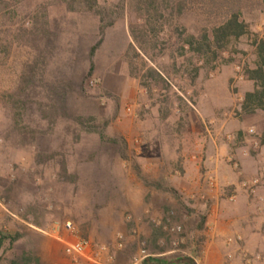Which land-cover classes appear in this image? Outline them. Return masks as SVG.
Segmentation results:
<instances>
[{"label": "rangeland", "instance_id": "1", "mask_svg": "<svg viewBox=\"0 0 264 264\" xmlns=\"http://www.w3.org/2000/svg\"><path fill=\"white\" fill-rule=\"evenodd\" d=\"M97 2L116 18L103 34L96 13L70 11L64 0L0 3V235L7 238L0 264H29L27 225L42 242L57 228L67 240L106 246L103 264L156 257L232 264L233 234L214 235L210 199L196 192L211 169L229 191L227 171L241 165L233 169L228 156L255 157L254 175L264 165V108H244L254 88L246 75L257 60L254 40L264 39V0H156L148 11L138 0ZM233 13L247 33L188 49L189 34L211 37ZM131 24L144 25L147 42L126 58ZM251 126L258 149L245 135ZM95 128L117 142L100 140Z\"/></svg>", "mask_w": 264, "mask_h": 264}, {"label": "crops", "instance_id": "2", "mask_svg": "<svg viewBox=\"0 0 264 264\" xmlns=\"http://www.w3.org/2000/svg\"><path fill=\"white\" fill-rule=\"evenodd\" d=\"M211 160L216 164L215 166H217V158L210 159L207 166L210 168ZM238 161L241 165L240 171H227L224 169L228 173V180H226V183L232 185L229 191L220 188L221 185H224V182L220 180L219 183H216L213 176H216L215 174L217 171L216 169H211V171L208 172V176L204 177L196 194L210 199V206L212 208L208 223L211 226L210 228L214 231V235L239 234L243 238V246L250 252H254L262 250L264 245V204L260 205L256 201L248 198L241 185L242 176H252L256 172L255 157H248V155L238 153ZM186 176L190 178L188 174H186ZM195 179L193 178L194 181ZM211 180H215V183L213 184ZM231 191H235L237 195L234 202H230L227 199V194ZM27 226L30 227L28 228V237L32 244L30 252H26L25 254L29 264H32V262H37V264H73L65 253V246L62 245L64 243L56 238H54V240H44V242H42V240H37L31 233L33 226ZM212 240L213 237H211V242H213ZM233 248V254L235 255L237 246L235 245ZM105 264L122 263L117 261L110 263L107 261ZM232 264H242V261L234 259ZM256 264H264V262H257Z\"/></svg>", "mask_w": 264, "mask_h": 264}, {"label": "trees", "instance_id": "3", "mask_svg": "<svg viewBox=\"0 0 264 264\" xmlns=\"http://www.w3.org/2000/svg\"><path fill=\"white\" fill-rule=\"evenodd\" d=\"M67 4V7L71 11H92L96 13L99 17V31L101 34L104 33V30L107 27H110L114 24L116 18L115 17H109V15L106 14L105 8L100 6L97 2V0H64ZM156 0H138V3L140 4V9L142 11H148L150 6H152V3H154ZM163 2L167 3V5L170 4V0H162ZM2 0H0V3ZM152 18L148 17L144 19V21H147L148 23V29L153 30L152 26ZM155 20V19H153ZM162 25V24H161ZM139 27V26H138ZM165 27V26H163ZM212 36L209 37L206 32H204L200 37L196 36L194 34H189L186 38V45H188V49L193 52H201L203 49L204 43L207 44H216L217 46L221 47L223 42L227 41L229 38L234 37H240L241 35L247 33V26L243 21L239 20V17L237 14L233 13L229 15L228 18H226L225 21L220 23L217 26H214L212 28ZM43 32L37 33L36 35H42ZM129 34L132 38V43H130L128 51L125 53V57L127 58L129 54V49L135 51V48L141 49L143 46L141 44L146 43L148 34V30L144 29V25H140V29H138L135 25L129 26ZM102 42V39H100L95 45H93L90 48L89 51V59H90V65L88 69V75H91L94 69V63H93V56L97 50V48L100 46ZM254 46L256 49V55L257 60L256 64L253 68H249L246 71V75L248 79L252 80L254 82V88L252 91H249L245 93V103L244 108L250 107V110L255 109H263L264 108V39H256L254 40ZM37 50V49H36ZM128 66L130 70V74L134 75L135 77H139V74L136 72V67H134V64L128 61ZM149 74L151 75V78L156 82L159 83L161 77L156 70L153 68H148ZM145 85V84H144ZM59 102L61 105H64V97L62 96L59 99ZM96 129V128H95ZM92 129L90 131H97L99 139L102 141H111V142H117V139L110 138L106 135V133L103 130L98 129ZM263 131H264V125H263ZM262 143H264V138L262 139ZM174 193H176L174 190H172ZM206 216H201L200 226L199 228H203V225L205 224ZM18 238V236H14L13 238L9 239V242H13ZM7 239L5 236L0 235V250L2 249L4 240ZM173 262L171 260H168L166 258H148L146 260H143L140 264H172ZM182 263L184 264H196L195 260L192 258H185L182 260ZM11 264H17L15 260L11 261Z\"/></svg>", "mask_w": 264, "mask_h": 264}, {"label": "built area", "instance_id": "4", "mask_svg": "<svg viewBox=\"0 0 264 264\" xmlns=\"http://www.w3.org/2000/svg\"><path fill=\"white\" fill-rule=\"evenodd\" d=\"M241 78V77H239ZM235 87V86H234ZM234 95L237 96V101L239 104L243 102V98L236 91ZM239 109H232V113L235 114ZM245 135L252 138L251 144L254 149L259 148V140L256 138V130L254 127H248L245 130ZM227 139H230L231 136L227 135ZM228 162L231 164L232 168L235 170H240V163L233 156H228ZM212 181V180H211ZM215 183V180L212 181ZM264 183V165L260 166L258 173L249 178H243L241 181L242 189L245 191L248 198L260 203L263 201L264 196L259 192V188ZM237 195L236 192H231L228 195L230 201H234ZM53 237L60 240L64 243L65 253L71 259L73 264H78L79 260L85 262V264H103L102 256L107 253V248L104 245L98 247L93 246V244L84 238H77L75 240H67L63 238L57 228L53 229ZM243 238L239 234H233L226 238V243L228 245H236V253L239 259L242 261V264H256L257 262H264V245L262 250L250 252L243 246ZM144 252V250L142 251ZM229 260L232 259L230 253L227 254Z\"/></svg>", "mask_w": 264, "mask_h": 264}]
</instances>
